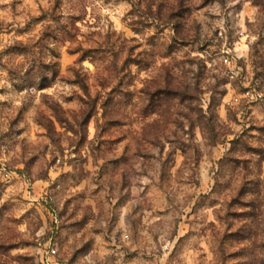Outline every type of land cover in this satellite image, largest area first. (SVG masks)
Wrapping results in <instances>:
<instances>
[{
  "label": "rangeland",
  "instance_id": "rangeland-1",
  "mask_svg": "<svg viewBox=\"0 0 264 264\" xmlns=\"http://www.w3.org/2000/svg\"><path fill=\"white\" fill-rule=\"evenodd\" d=\"M0 264H264V0H0Z\"/></svg>",
  "mask_w": 264,
  "mask_h": 264
},
{
  "label": "built area",
  "instance_id": "built-area-1",
  "mask_svg": "<svg viewBox=\"0 0 264 264\" xmlns=\"http://www.w3.org/2000/svg\"><path fill=\"white\" fill-rule=\"evenodd\" d=\"M246 92H247L248 94L253 95V93H250V90H247ZM4 175H7V176H8V175H9V172L5 171V172H4ZM51 252H52V253H56V249H55V248H52V249H51Z\"/></svg>",
  "mask_w": 264,
  "mask_h": 264
}]
</instances>
